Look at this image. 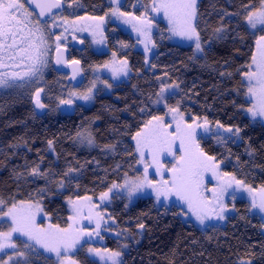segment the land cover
<instances>
[{
	"label": "trees",
	"instance_id": "obj_1",
	"mask_svg": "<svg viewBox=\"0 0 264 264\" xmlns=\"http://www.w3.org/2000/svg\"><path fill=\"white\" fill-rule=\"evenodd\" d=\"M138 2L139 8L134 7ZM151 3L123 0L121 9L139 15L148 11ZM64 4L63 12L70 11L69 18L104 16L111 8L106 0H66ZM259 6L260 0H199L195 27L201 57H195L190 47L169 43L165 24L158 22L148 68L143 53L135 49V39L108 22L103 30L104 52L70 53L69 58L79 60L85 69L103 64L115 53V57L127 61L129 75L112 84L107 94L98 92L91 106L74 107L71 115L60 113V100L65 99L67 89L82 85L72 87L67 74L52 67L40 88L45 105L40 112L33 106L36 87L0 92L3 211L15 202L38 201L54 226L67 228L66 201L98 196L111 184L123 181L125 174L138 176L132 137L150 119L165 113L163 108L151 105L161 75L179 88L178 93L167 97L168 108L177 106L189 121L196 118L210 125L240 129V142H217L215 135L200 137V149L215 157L224 173L252 187H264V124L253 123L243 112L251 104L243 73L249 70L257 47V35L247 28L245 17ZM88 127L96 145L90 150L75 143L77 133ZM106 148L111 151L105 153ZM33 168L41 174L32 175ZM111 200L108 214L113 225L102 236L105 248H119L127 236L136 239L138 228L144 225L141 241L131 245L120 264H238L245 260L264 264V222L250 213L244 200L234 202V213L225 219L223 227L205 230L181 219L174 206L168 211L156 208L150 198L138 199L129 207L117 195ZM30 250L41 264H53V260ZM78 257L81 264H97L82 252Z\"/></svg>",
	"mask_w": 264,
	"mask_h": 264
},
{
	"label": "snow or ice",
	"instance_id": "obj_2",
	"mask_svg": "<svg viewBox=\"0 0 264 264\" xmlns=\"http://www.w3.org/2000/svg\"><path fill=\"white\" fill-rule=\"evenodd\" d=\"M34 3L37 8L40 9V15H45V10L51 12L52 8H59L61 0H54L52 3L45 2V0H29ZM113 3H117V0H112ZM152 10L154 12H163L165 18L169 23V31L173 35L180 36L183 39L195 40V51H202L200 36L194 24V20L197 16L196 0H152ZM247 8L248 5H245ZM23 10V11H22ZM113 15L119 14V16H128L131 19L139 20V17L133 16L132 13H122L119 8L113 9ZM107 15V13L105 14ZM144 14L142 13V16ZM31 13L24 8V4L19 3V0H0V50L16 48L17 43H23L27 40V47L19 48L15 55H10L9 59H15L16 55L26 54L22 56L30 61V67L28 71L21 74L13 72L0 73V88L12 87L17 79L23 80L24 77L37 76L42 67L47 64L45 57L48 55L46 47L47 40L44 35L43 28L40 26L39 21L33 22L31 19ZM99 19L102 23L104 17L94 18ZM247 24L256 29L257 26L264 30V0H260V7L253 11H248L245 17ZM125 20V23H128ZM142 24L147 26L150 30L152 27L151 21H141ZM55 26V25H53ZM25 29L27 32L25 33ZM133 31H139L141 35H146L143 27L138 28L133 25ZM220 32V29H216ZM18 33L23 34L19 36ZM63 34L56 37L57 41H60ZM11 37L12 43L6 44ZM102 37V33H101ZM94 42H98L95 41ZM259 56L257 53L253 54L252 63L248 65V71L243 73L247 79L248 88L247 95L251 101L252 106L247 108L246 111L255 120L256 118L264 119V35H260L256 40ZM57 52L61 51L60 44L56 45ZM148 52L147 46H145V53ZM115 57V53H113ZM3 62V57L0 56V64ZM62 59H57L56 63H62ZM75 64H79V61H73ZM124 67H127V61L122 62ZM104 67H108L105 63ZM116 77V72L113 71V78ZM75 79V73L72 77ZM111 87V85H107ZM178 87V85H164L161 87L160 92L157 93L158 97L163 98V94L166 90ZM95 88V81L92 82V87L88 88L83 94L72 92L71 96H75L78 99L89 101L92 99V89ZM43 89L38 88L33 96L34 103L37 108H44L45 105L41 102L40 93ZM72 99H61L60 104L71 105ZM167 107V105H165ZM170 112L174 113L173 119L176 120L175 133H169L166 131L163 124V117H154L157 122V126L152 125V121H148L145 128L148 129L147 134L144 130L137 132L132 137L136 141V151L139 153L141 159L137 163H145V152L152 156L153 161L157 164L156 174L161 176L159 182H154L149 179L148 165L145 163V171L143 177H137L135 180L125 179L123 185H117L115 183L108 189L107 192L101 193V200L108 199L109 193L115 188L126 187L129 198H131L137 192L143 191L146 187H150L155 194L157 200L161 197L165 201L170 196H175L177 200L187 205L188 210L196 217V219L203 224L206 218H212L214 214L215 218L223 220L224 212L227 210L224 204V195L233 183L236 186V190L243 189L250 195L253 192L251 186L245 184L243 181L238 180L234 175L230 173H221L219 171V162L215 157L206 155L202 149H200L199 143L196 140L197 128H203L205 132H208V122L205 120L204 124H185L183 119V113L179 112L178 108H170ZM177 116L179 119L177 120ZM170 127V126H169ZM217 127L224 128L223 125L217 124ZM160 129H165L162 133ZM226 132H233L232 128H224ZM239 128L235 129L233 134H238ZM80 136V133H77ZM171 137V139H168ZM84 139V137H82ZM179 140L180 152L182 155L177 156L172 149V145ZM88 144H92L93 141L90 137H87ZM195 146L193 150L192 146ZM52 146V142L49 141V147ZM167 152L168 155L173 156L175 163L171 168H164L159 163V157L162 153ZM72 171V169H69ZM164 172L169 173V178L164 179ZM210 172L214 179L218 181L215 188H207L204 184V173ZM32 175H40L38 168L31 170ZM67 175V173H65ZM127 177V174H125ZM228 177L224 180L223 177ZM62 186V183H61ZM207 192L212 193V197L206 195ZM260 200L257 201L256 197H252V209H259L261 213H264V187L259 189ZM85 200L91 204V197H85ZM73 204V211L75 216H70L69 219L76 221L77 218L82 217L83 208L76 207ZM5 201L0 198V216L8 217L11 220V227L8 231H0V251L5 248H16V244L13 241V234L19 233L20 236L27 237L29 242L34 241L36 245H39L47 253H52L60 261V264H65V260L69 259L67 253L74 248L79 242V236H72V225L68 228H60L58 226L50 225L47 229L41 228L36 224V213L41 211L39 204L33 205L31 202L20 201L13 203L10 208L5 212L2 206ZM35 209V211H33ZM99 216V213H95ZM87 218L91 221L92 213L90 211ZM102 219V217H101ZM144 227L143 224L140 225ZM97 235L100 228V224L97 223ZM84 235L91 236L92 233H83ZM25 248H31V243L24 244ZM90 253H96L105 264H119L120 252H107V255L101 254L98 249L89 248ZM17 255L23 257L24 253H17ZM12 257H9L11 260ZM3 264H8V261H4ZM69 264H76L75 261L69 260Z\"/></svg>",
	"mask_w": 264,
	"mask_h": 264
},
{
	"label": "rangeland",
	"instance_id": "obj_3",
	"mask_svg": "<svg viewBox=\"0 0 264 264\" xmlns=\"http://www.w3.org/2000/svg\"><path fill=\"white\" fill-rule=\"evenodd\" d=\"M62 1L64 3L66 2V0H62ZM106 1L111 5V8L107 12V15H104V16L95 17V16L84 15V16H80L76 18H69L70 11L65 10L61 14L51 17L49 21H47L46 23L39 22L40 26L43 28L44 35L47 40L46 47L48 50V55L45 57L47 64L42 67V71L37 76L24 77L23 80L17 79L14 83V86L0 88V92H4L10 88H19L23 86H34L37 89L41 88V86L44 83V78L48 74L49 68L52 67V55H53L54 50L56 49L57 43L60 44V47L69 48V46H74L73 48L77 49L75 47V43L84 42L85 47L91 52L96 53V54L104 52L105 46L103 43V40H104L103 30L108 22L116 24L121 30L129 33L135 39L136 41L135 49L143 53L144 63H145L146 68L149 67L150 58L152 57L155 51L154 43H153V33L157 29L158 22H163L165 24L167 28L166 38L169 43L176 44L182 47H190L195 57L202 56V51H198V52L195 51V40L183 39L180 36L173 35V33L169 31L168 20L165 18L162 11L158 13L152 10V7H151L152 3L150 7L148 8V11L141 12V14L139 15L135 14L132 11L131 13L133 14V16L140 18L139 20H134L128 16H119V14L117 15L112 14L113 9H116V8H119L120 12L125 13L121 9L123 0H117V3H113L112 0H106ZM198 2L199 0H196V11H197ZM19 3L24 4L23 0H19ZM139 6H140V3L138 2L134 7L139 8ZM24 8L27 9L25 5H24ZM27 11L31 13L30 19L33 22L38 21L35 15L31 11H29L28 9ZM142 13L144 14L143 16H142ZM99 17H104V20L102 23L100 22L99 19H94V18H99ZM145 19L148 21H151L152 27L150 30L147 29V26L145 24L141 23V21H144ZM125 20H128L129 22L125 23ZM195 20H194V24H195ZM245 23H246L247 28L250 30V32L255 33L257 35V38L260 35H264V33H262L264 32V30H261L260 26H257L256 29H252L247 24L246 20H245ZM133 25H136L138 28L143 27L146 32V35H141L139 31H133ZM26 32H27V29H25V33ZM101 33H102V37H101ZM61 34H63L61 40L57 41L56 37L60 36ZM20 35H23V34L18 33V39ZM94 39L95 41H98V42H94ZM5 43L11 44L12 43L11 37H9V39L5 41ZM145 46H147L148 48L147 53H145ZM22 47H27V40H25L23 43H17L16 48L0 50V56L3 57V62L2 64H0V73L11 74L13 72H17V73L23 74L28 71V68L30 67V61L27 58L22 59V56L26 57V54L16 55V58L14 60L9 59L10 55H15L17 50ZM75 53L79 54L80 52L76 51ZM254 53H257V56H259L257 47ZM68 60L70 61V58H68ZM123 61L124 60H120L117 57H114L113 55H111L109 59L105 61L103 64H100V65L93 64V65L87 66L85 69L82 68V70L84 69L83 73L86 79L84 78V82L81 87L77 89H74V88L67 89L65 91V95H66L65 99H72L73 103L71 105L73 107L87 108L91 106V104L93 103L94 97L98 92H100V94H107L110 91L111 87H107L106 84L112 86V84H115L119 80L121 79L125 80L127 78V76L129 75V70H128V67L126 68L124 67L122 63ZM105 63L108 64V67H104ZM251 63H252V60H251ZM113 71L116 72L115 78H113ZM93 81H95V88L92 89V99L91 100L84 101L82 99H78L75 96L70 95V93L72 92H76L80 94L85 93L88 88L92 87ZM157 82L159 85V89L157 93L160 92L161 87L164 85H177L176 83H169L165 76L157 77ZM243 82H244L246 93H247L248 82H247V79L244 77V75H243ZM178 90H179L178 87H173V88L166 90L163 94L162 99L158 97V95L156 94V97L151 103L153 107L163 108L165 110V113L163 115L157 116V117H163V124L165 125L166 131L169 133H175L176 120L173 119V116L175 114L170 112L169 111L170 108L166 107L165 105H166L167 97L178 93ZM252 103L253 101H251V104L249 107L252 106ZM172 108H178V107L176 106ZM246 109L243 110L244 115L248 117L253 123L264 124V119L256 118L254 120L251 117V115L246 111ZM176 118L178 120L179 116H177ZM183 119H184L185 124H191L193 126H195L196 124L203 125L205 122V120H199L196 118H191V120L189 121L184 115H183ZM149 121H152L153 126H157V122L153 118L150 119ZM147 123L148 122H146L145 125ZM145 125L138 132H140L141 130H144L145 133L147 134L148 129L145 128ZM207 126L210 129L208 132H205L203 128H197L196 130L197 142L200 137L205 138V137H209L212 135H215V140L217 142H222L224 139H231L234 142L241 141L240 133L233 134L235 132V128H232L233 132H226L224 131V128H219L217 127V125H210L208 123ZM90 128L89 127L87 129L83 128L79 132L81 135L76 136L75 143L79 148L90 150L96 147ZM160 131L163 133L165 129H160ZM82 137H84V139H82ZM87 137H90L92 139L93 143L91 145L88 144ZM168 139H171V137H168ZM133 143L135 145V151H136V141L133 140ZM192 147H193V150H195V146L193 145ZM172 149L176 153L177 156L182 155V153L179 150L180 149L179 140H177L172 145ZM103 151L105 153H109L111 151V148L103 149ZM136 155H137V161H139L141 157L137 151H136ZM145 163L148 165L149 179L153 180L154 182H159L161 180V176L156 174L157 164L153 161L152 156L149 155L147 151L145 152ZM145 163H136V167L139 171L138 176L126 177V178L129 180H135L137 177L142 178L144 175V171H145ZM159 163L162 164L164 168H171L173 164L175 163V161L173 159V156L168 155L167 152H164L159 157ZM219 171L221 173H224L221 169L220 163H219ZM163 178L168 179L169 173L164 172ZM125 179L121 181L120 183H115V184L123 185L125 183ZM223 179L227 180L228 177L225 176L223 177ZM217 183L218 181L213 178L210 172L204 173V184L207 188H215L217 186ZM111 186L112 184L108 186L103 192H107ZM251 188L253 189V192L250 195L247 191L243 189L236 190V186L233 183L232 187L229 188L228 191L224 195V204L226 205V208H227V210L223 213L225 218L223 220H220L218 218H215L213 214L212 218H206L203 224H201L196 219V217L188 210L187 205L177 200L175 196H170L167 201H165L163 197L157 200L155 194L153 193L150 187H146L143 191L137 192L131 198H129L128 196L126 187H123V188L113 189L109 193L108 199H105L103 201L100 198L101 194L95 197H91V204H89V202L85 200L84 198L80 200L72 201L76 207L82 206L83 208L82 217L77 218L75 222L69 219V224H68V227L69 225H72V229H73L71 233L72 236L74 237L79 236L80 242L67 253V257L69 259L65 260V264H69V260L75 261L76 264H81L80 259L78 257V252H82L83 256H86L88 259L95 261L97 264H105V262H102L100 260V257L96 255V253H90L89 248L98 249L100 253L104 255H107V252H105V250H107L108 252H116V251L120 252L121 253L119 257V264H120L123 255L128 252L131 245L135 246L141 241L143 228L140 227L137 230L138 236H136V239L130 240L131 237L129 236L125 237L126 241L121 242L119 244V248L115 250H109L105 248L104 245L102 244V236L104 232L106 231V228L113 225L112 220H110L109 218L108 210L111 205V201H112L111 198L115 195L122 197L124 199L126 207H129L130 205L135 203L138 199H142V198H150L156 208H164L166 211H168L170 207L174 206L175 208L179 209L178 216L181 219H183L185 222L191 223L192 225H194L196 228L200 230H205L206 228L211 227V226L223 227L225 224V219L229 215H232L234 213V202L236 200L246 201L250 206V213L254 215H258L264 222V213H261L259 209H252L251 207L253 196H255L257 201L259 202L260 195H261L259 192V189L261 187L255 188L251 186ZM206 195L208 197H212L211 192H207ZM15 203L18 204V202H15ZM31 203L33 205L39 204L41 208V211L36 213V224L39 227L45 228V229H47L50 225L54 226L51 223L49 217L43 212L41 204L38 201H32ZM66 205H67L69 217L75 216V213L73 211V204H70L69 201H66ZM8 208L4 211L6 212ZM33 211H35V209H33ZM90 211L92 213L91 221L87 218H84V217L89 216ZM95 213H99L100 215L96 216ZM97 223L100 224L98 235L96 234L97 233V228H96ZM10 227H11V220L8 217L0 216V231L6 232L10 229ZM262 232L264 234V227L262 229ZM83 233H92V235L88 236V235H84ZM13 241L16 244V248H5L3 251H0V264H3L4 261H8V264H35V263L41 264L42 261L39 260L37 257L32 256L29 253V248L24 247V244L26 243L32 244L30 252L32 251L35 254L37 252L41 253L44 255L43 257H45L46 259L53 260V264H60V261L56 258L54 254L45 252L44 249L40 247L39 245H36L34 241L29 242L27 240V237L20 236L19 233L13 234ZM21 252L25 254L23 257L17 255V253H21ZM9 257H12V259L9 260ZM238 264H250V261L248 260L240 261L238 262Z\"/></svg>",
	"mask_w": 264,
	"mask_h": 264
},
{
	"label": "water",
	"instance_id": "obj_4",
	"mask_svg": "<svg viewBox=\"0 0 264 264\" xmlns=\"http://www.w3.org/2000/svg\"><path fill=\"white\" fill-rule=\"evenodd\" d=\"M45 2L52 3L54 2V0H45ZM24 4L26 8L29 11H31L36 16L37 20L41 23H45L48 21L50 17L62 13L65 8V4L61 0V5L59 8H52L50 13L47 12V10H45V15L41 16L40 9L37 8L34 3L29 2V0H24ZM77 46L82 47V44L77 43ZM60 48H61L60 52H57V48L53 52L52 68L55 72L67 74V83L70 84L72 87H79L83 83L85 78L82 70V65L80 62L78 65L73 63V61H77V60H71V61L68 60L69 57L68 48L66 47H60ZM57 59H62L63 62L57 64L56 63ZM74 73H75V79L72 78ZM33 106L36 112H40L41 108L36 107L34 100H33ZM59 111L63 115H71L73 114L74 108L72 105L61 104L59 106Z\"/></svg>",
	"mask_w": 264,
	"mask_h": 264
},
{
	"label": "flooded vegetation",
	"instance_id": "obj_5",
	"mask_svg": "<svg viewBox=\"0 0 264 264\" xmlns=\"http://www.w3.org/2000/svg\"><path fill=\"white\" fill-rule=\"evenodd\" d=\"M23 3H24V0H23ZM35 17H36V16H35ZM77 43L82 44V47H78V46H77ZM77 43H75V47H76L77 49L73 48L74 46H69V48H68L69 55H70V53H75L76 51L80 52L79 54H83V52H90V50H88V49L85 47L84 42H77ZM73 45H74V44H73ZM76 54H77V53H76ZM68 58H69V57H68ZM70 61H71V59H70Z\"/></svg>",
	"mask_w": 264,
	"mask_h": 264
},
{
	"label": "bare ground",
	"instance_id": "obj_6",
	"mask_svg": "<svg viewBox=\"0 0 264 264\" xmlns=\"http://www.w3.org/2000/svg\"><path fill=\"white\" fill-rule=\"evenodd\" d=\"M79 61V60H78ZM149 71V70H148ZM162 76V75H161ZM169 82V81H168ZM42 95V94H41ZM208 122V121H207Z\"/></svg>",
	"mask_w": 264,
	"mask_h": 264
}]
</instances>
